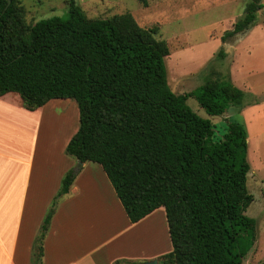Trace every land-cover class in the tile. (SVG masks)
I'll return each mask as SVG.
<instances>
[{
  "label": "trees",
  "instance_id": "1",
  "mask_svg": "<svg viewBox=\"0 0 264 264\" xmlns=\"http://www.w3.org/2000/svg\"><path fill=\"white\" fill-rule=\"evenodd\" d=\"M262 8V0H247L222 42L251 28ZM157 32L129 13L89 19L75 0L65 19L29 25L21 0H0V96L18 94L28 111L52 100L76 103L78 128L65 154L101 167L130 223L163 208L172 249L158 264H242L256 236L246 214L253 202L246 129L235 117L215 138L212 122L186 101L222 117L241 107L244 94L226 78L174 93L164 61L169 48ZM76 175L70 169L61 179L33 242L32 264H42L50 221Z\"/></svg>",
  "mask_w": 264,
  "mask_h": 264
},
{
  "label": "crops",
  "instance_id": "2",
  "mask_svg": "<svg viewBox=\"0 0 264 264\" xmlns=\"http://www.w3.org/2000/svg\"><path fill=\"white\" fill-rule=\"evenodd\" d=\"M55 102L28 111L18 94L0 96V264H32L33 242L61 179L70 169L77 175L69 192L59 199L50 221L42 245V264L157 261L161 252L150 251L149 245L140 249L131 237L143 224L149 232L156 229L154 239L160 243V234L167 235L162 217H155L154 223L152 212L130 223L103 170L86 163L77 166L74 158L62 154L75 127L65 116L56 119L54 113L64 108ZM89 210L94 211L93 217L85 216ZM98 211L102 217L98 218ZM100 232L102 239L89 238Z\"/></svg>",
  "mask_w": 264,
  "mask_h": 264
},
{
  "label": "rangeland",
  "instance_id": "3",
  "mask_svg": "<svg viewBox=\"0 0 264 264\" xmlns=\"http://www.w3.org/2000/svg\"><path fill=\"white\" fill-rule=\"evenodd\" d=\"M75 2L89 19L129 13L139 26L157 27V37L164 40L169 48L170 53L164 61L167 83L174 93H187L208 80L224 78L243 92L241 107L237 109L231 106L222 117L208 116L194 98H188L186 102L195 113L212 122L215 138L220 136L223 125L228 120L238 117L237 120L244 124L247 132V161L250 167L246 186L253 197L246 214L256 222V236L242 264H264V0L263 8L255 16L254 25L245 33L236 34L223 42V34L230 31L233 24L243 16L247 0H147L146 7L137 0ZM68 3L69 0H21L25 20L29 25L51 17L65 19ZM52 101L59 102L64 108V111L58 110L54 113L56 119L65 116L74 121L75 131L69 133L71 138L78 128L76 103L69 99ZM40 118L43 119L41 115ZM62 154L64 155V150ZM86 164L102 172L98 164ZM115 199L117 200L116 197ZM93 213L94 211L89 210L85 216L93 217ZM151 215L154 223L155 217H162L164 229L167 231L163 209L160 208ZM99 216H103L100 211L98 218ZM159 223L157 222L158 225ZM142 225L132 232L131 237L139 248L149 245L150 251L154 249L155 253L161 252L160 255L169 253L172 248L168 231L167 235L165 232L160 234L162 238L157 244L154 239L156 229L149 232ZM87 231L94 233L91 229ZM148 232L151 240L153 236L152 242L149 241ZM158 233L160 231L157 228ZM89 238L94 241L102 239L101 232Z\"/></svg>",
  "mask_w": 264,
  "mask_h": 264
},
{
  "label": "water",
  "instance_id": "4",
  "mask_svg": "<svg viewBox=\"0 0 264 264\" xmlns=\"http://www.w3.org/2000/svg\"><path fill=\"white\" fill-rule=\"evenodd\" d=\"M10 0H7V6L9 5ZM79 164H81L80 162H78ZM151 264H157V261H153Z\"/></svg>",
  "mask_w": 264,
  "mask_h": 264
}]
</instances>
